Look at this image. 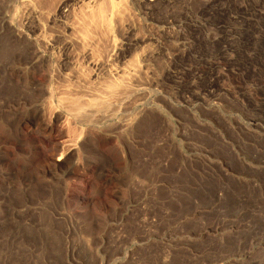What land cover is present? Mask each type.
<instances>
[{
  "label": "rangeland",
  "instance_id": "1",
  "mask_svg": "<svg viewBox=\"0 0 264 264\" xmlns=\"http://www.w3.org/2000/svg\"><path fill=\"white\" fill-rule=\"evenodd\" d=\"M59 1L0 0V264H264V0ZM84 50L140 73L77 118Z\"/></svg>",
  "mask_w": 264,
  "mask_h": 264
},
{
  "label": "bare ground",
  "instance_id": "2",
  "mask_svg": "<svg viewBox=\"0 0 264 264\" xmlns=\"http://www.w3.org/2000/svg\"><path fill=\"white\" fill-rule=\"evenodd\" d=\"M78 1H82L84 2L85 0H78ZM90 4H94L97 5L99 3L100 0H87ZM112 3V6L114 2H120L122 0H110ZM124 1V0H123ZM142 3L144 5H155L159 2V0H151L150 2H148V0H141ZM81 2V3H82ZM140 2V1H139ZM79 3V2H78ZM48 4H50V2H48ZM142 4V5H143ZM67 5V0H60L56 7H55V13H60L63 14V9L64 7ZM109 6V5H108ZM51 7V4H50ZM127 7V6H126ZM122 8V7H121ZM67 10V9H66ZM69 10V9H68ZM102 11V9H100ZM104 13V12H103ZM93 15V14H92ZM95 17V16H94ZM93 17V18H94ZM91 18V17H90ZM95 19V18H94ZM107 21V20H106ZM109 28V27H108ZM69 29V28H68ZM73 29V28H72ZM82 31V30H81ZM104 31V30H103ZM107 31V30H106ZM101 32V31H100ZM102 33V32H101ZM105 33V32H104ZM100 34V33H99ZM42 36V35H41ZM147 40V38L142 39L143 42H145ZM53 41V40H52ZM77 41V40H76ZM79 42V41H78ZM108 42V41H107ZM47 43V42H46ZM64 43V42H63ZM88 46V45H87ZM48 47L53 48V44L48 45ZM63 50V52L66 54L67 51L69 50V47L67 44H64L61 47ZM72 48V47H71ZM130 49V48H129ZM74 52V51H73ZM114 60L118 61L119 59H121V57H123L125 55V50L122 47H118L115 46L114 48ZM130 52V51H129ZM75 53V52H74ZM151 53L149 50H144L142 52V59L145 60L146 58L151 56ZM81 58L87 63V66L91 69V73L89 75V78H85L82 77V74L80 73V71H77L76 69H73L67 76L65 75V80L68 83V85L63 88L61 90L62 92V107L60 110V114L62 113H68L69 110H75L76 114L73 112L77 118L80 117V113L82 110H84V105L80 104L79 100L80 97L78 96L80 94V92H88L86 91L87 89L89 90V87H87V83L86 82H91L93 80H96L97 78L100 77L101 73L102 74H106L108 75L110 78H113V81H110V85L109 88L111 89V91L109 90V92L112 93L115 92L114 90L117 88V90H119V88L125 85H123V82L126 83V81H128V83H131L132 80L134 81V79H136L137 75L140 73V62L137 60H135V62L133 61L130 65L129 68L132 71H126L125 69H123L122 67H119L118 70L115 69V72L113 70H109L108 67L106 66V64H104L103 62H100L98 60L95 59L94 53L93 51H89V50H84L82 52V54L80 55ZM64 58V57H63ZM98 59V58H97ZM75 60V59H74ZM63 61V60H62ZM68 62V60H67ZM124 62V61H123ZM130 62V61H129ZM64 63V62H63ZM111 63V62H110ZM124 64V63H123ZM213 65V64H212ZM128 66V65H127ZM79 70V69H78ZM103 77V76H101ZM140 77V76H139ZM104 79V78H103ZM219 79V78H218ZM97 81V80H96ZM93 83H91L92 85ZM95 84V83H94ZM93 84V85H94ZM101 84V83H100ZM132 85V84H131ZM125 87H129L128 85H126ZM129 92V91H128ZM101 93V92H100ZM95 94V93H94ZM69 95H74L73 97H69ZM77 96V97H76ZM83 96V95H82ZM88 96V95H87ZM61 97V96H60ZM101 97V96H100ZM106 97V96H105ZM71 99V101H69V104H65V99ZM79 98V99H78ZM117 98L120 99V96ZM82 99V98H81ZM91 99V98H90ZM99 99V98H98ZM103 99V98H102ZM108 100V99H107ZM89 101V100H88ZM102 101V100H101ZM116 101V100H115ZM84 103V102H83ZM91 103V102H90ZM108 104V102H106ZM105 103V104H106ZM113 103V102H112ZM100 104V103H99ZM74 105V106H73ZM76 118V119H77ZM73 150V147H67L64 149V151L61 154V157H64V160H66V155L69 153V151ZM72 152V151H71ZM71 154V153H70ZM59 158L58 160L60 161L62 158Z\"/></svg>",
  "mask_w": 264,
  "mask_h": 264
}]
</instances>
